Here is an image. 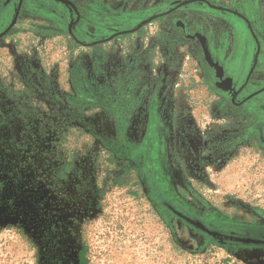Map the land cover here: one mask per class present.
<instances>
[{
    "label": "rangeland",
    "instance_id": "obj_1",
    "mask_svg": "<svg viewBox=\"0 0 264 264\" xmlns=\"http://www.w3.org/2000/svg\"><path fill=\"white\" fill-rule=\"evenodd\" d=\"M66 1L23 0L0 38V264H264L166 207L264 241V0Z\"/></svg>",
    "mask_w": 264,
    "mask_h": 264
},
{
    "label": "flooded vegetation",
    "instance_id": "obj_2",
    "mask_svg": "<svg viewBox=\"0 0 264 264\" xmlns=\"http://www.w3.org/2000/svg\"><path fill=\"white\" fill-rule=\"evenodd\" d=\"M21 1V3H22V1L23 0H20ZM20 1H19V4H20ZM54 2H58L59 4H62V5H64V6H66V7H71L72 9H75L74 8V5H73V3H71L70 1H66V0H53ZM62 1H65V2H62ZM186 1H190L189 3H193V4H199V5H206V6H208V7H211V8H219V7H216L213 3H212V1L211 0H180V3L178 4V5H181L183 2H186ZM232 1H234L236 4H239V2L240 3H242L243 1H245V0H232ZM189 3H187V4H185V5H181V6H184V7H187L188 5H189ZM19 4H18V6H19ZM243 4V3H242ZM18 9V8H17ZM19 10L21 11V4H20V8H19ZM229 12H230V14H233V15H235V16H237L238 18H240L239 20H243V21H245V22H248L247 21V17L245 16L247 13H241L240 11L239 12H237V11H234L233 9H227ZM17 12V11H16ZM174 12H176L175 11V9L173 8V9H169L168 11H165V12H162V13H160V14H156V15H154L152 18H157V17H163V16H170V15H172ZM19 14H20V12L18 11V14H17V16H16V14H15V16H16V19L18 18V16H19ZM15 18V17H14ZM13 18V19H14ZM16 19H15V22H14V24L11 26V23H10V25L4 30V31H2L1 33H0V35L1 34H3L4 33V35H5V33L6 32H9L12 28H13V26L15 25V23H16ZM13 21V20H12ZM175 27H177L178 29H180V30H182V29H184L185 28V26H184V24H182L180 21H175L174 22V24H173ZM4 35H2V36H4ZM1 36V37H2ZM0 37V38H1ZM188 39H190L191 40V36H189L188 37ZM98 42H101V41H97L96 43H94L95 45H94V47H97L98 45H97V43ZM78 43H80V44H82L81 42H78ZM79 44V45H80ZM83 45V44H82ZM96 61V63H97V67H98V71L100 72V69H99V61L98 60H93V62H92V70H93V75L94 76H98V74H99V72L97 73V75H95V72H94V62ZM249 80V79H248ZM91 84H93V80H91L90 81V90H94V88L92 87V85ZM96 85V87H97V90L95 91L94 90V92L96 93V94H104V95H107V91H105L103 88H105V87H103V86H101V85H97V84H95ZM222 87H228V84H226L225 83V81L222 83ZM81 93V92H80ZM236 94V91L235 92H231L230 93V95H235ZM81 99H82V97H81ZM242 100H237V99H234L233 101H231L230 103V105H231V108L235 111V113H236V115L240 118V120H241V116H239V114L240 113H246L247 112V109L245 108V103L243 102H241ZM264 126H261V125H259V126H257L255 129L256 130H262L263 131V135H262V141L264 142ZM254 133L256 134L257 133V131H254ZM172 213H174L175 215H176V213H178V214H180L181 216H183V217H185V218H187V219H190V218H188V217H186V216H184L183 214H181L180 212H177V211H175L170 205H167L166 206ZM176 217L179 219V220H181V221H183V222H185V223H187L184 219H182V218H180L178 215H176ZM191 221H194V222H198V221H195V220H192V219H190ZM198 223H200V222H198ZM188 224V223H187ZM200 224H202V223H200ZM188 225H190V224H188ZM203 225V224H202ZM204 227H205V229H207L209 232H216L215 230H213V229H210L209 227H206L205 225H203ZM195 230L196 231H199V232H201V233H203V234H205V235H207V236H209L210 238H212V239H214L212 236H210L209 234H207V233H205V232H203V231H201V230H199V229H196L195 228ZM218 234H220V233H218ZM222 235V234H221ZM226 236V235H225ZM46 238H48V237H46ZM46 241H47V239H46ZM218 241V240H217ZM222 243H231V244H241V243H236V242H231V241H229V240H225V241H223ZM250 245H252V244H250ZM49 246H51V243L49 242ZM48 253H47V255L49 254V255H53V252L52 251H47ZM51 255V256H52ZM49 261H47L46 263L47 264H61V259L59 258V257H48L47 258ZM49 262V263H48ZM77 264H84V255H83V253L81 252L79 255H78V257H77Z\"/></svg>",
    "mask_w": 264,
    "mask_h": 264
},
{
    "label": "water",
    "instance_id": "obj_3",
    "mask_svg": "<svg viewBox=\"0 0 264 264\" xmlns=\"http://www.w3.org/2000/svg\"><path fill=\"white\" fill-rule=\"evenodd\" d=\"M62 2H65V1H62ZM189 2H190V1L183 2L181 5H185V4L189 3ZM20 4H21V1H20ZM20 4H19V6H18V9H17V12H16V16H17V14H18V11H19V8H20ZM181 5H180V6H181ZM16 16H15V18L13 19V21H12V23H11V26L14 24L15 19H16ZM145 23H146V22H144V23H142L141 25H139L136 29H133L132 31H126L125 33L133 32V31L137 30L138 28H140V27H141L143 24H145ZM246 23L249 25L248 22H246ZM2 35H4V33L1 34L0 37H1ZM206 58H207V60H208V62H209V61H210V58L208 57V55H206ZM209 63H210V62H209ZM217 71H220V72H221V69L218 68ZM219 75H220V74H218V76H219ZM230 81H231L230 79H227V80L225 81V83H226V84H229ZM176 215H178L180 218L184 219V220H185L188 224H190L192 227H194V228H196V229H199V230H201V231H203V232L209 234L210 236H212L214 239L218 240L219 242H223V241H225V240H229V241H231V242L241 243V244H244V245H250V244H252V245H258V244H263V243H264V241H262V240H254V239H250V238H237V237H233V236H225V235H221V234H218V233H216V232H209L207 229H205V227H204L202 224H200V223H198V222L191 221L190 219H187V218L181 216V215L178 214V213H176Z\"/></svg>",
    "mask_w": 264,
    "mask_h": 264
},
{
    "label": "trees",
    "instance_id": "obj_4",
    "mask_svg": "<svg viewBox=\"0 0 264 264\" xmlns=\"http://www.w3.org/2000/svg\"><path fill=\"white\" fill-rule=\"evenodd\" d=\"M93 66H94V72H95V75H97V73H98L99 71H98V67H97V63H96V61L94 62V65H93ZM78 93H79V95L81 94L80 91H79Z\"/></svg>",
    "mask_w": 264,
    "mask_h": 264
}]
</instances>
